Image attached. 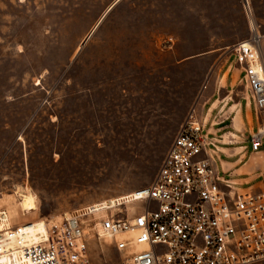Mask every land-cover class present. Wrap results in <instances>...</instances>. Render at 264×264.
Returning <instances> with one entry per match:
<instances>
[{
    "label": "rangeland",
    "instance_id": "1",
    "mask_svg": "<svg viewBox=\"0 0 264 264\" xmlns=\"http://www.w3.org/2000/svg\"><path fill=\"white\" fill-rule=\"evenodd\" d=\"M247 1L0 0V209L54 218L150 184L193 108H212L215 144L243 145L234 45L264 35V0ZM88 252L125 264L105 238Z\"/></svg>",
    "mask_w": 264,
    "mask_h": 264
},
{
    "label": "built area",
    "instance_id": "2",
    "mask_svg": "<svg viewBox=\"0 0 264 264\" xmlns=\"http://www.w3.org/2000/svg\"><path fill=\"white\" fill-rule=\"evenodd\" d=\"M263 37L234 45L259 120L248 136L255 153L264 151ZM210 134L193 108L150 184L44 217L40 230L13 223L0 231V264H92L90 236L109 240L125 264H264V167L242 187L216 167Z\"/></svg>",
    "mask_w": 264,
    "mask_h": 264
},
{
    "label": "crops",
    "instance_id": "3",
    "mask_svg": "<svg viewBox=\"0 0 264 264\" xmlns=\"http://www.w3.org/2000/svg\"><path fill=\"white\" fill-rule=\"evenodd\" d=\"M253 107L254 106L251 99L245 102L244 106L242 105V117H245L247 121L246 123H244V128L248 130V134H246L247 138L249 136V133L255 130L252 113ZM212 111V108L208 109V112L204 118L206 124L209 122ZM249 111L251 114V121L249 119ZM211 123H213V125H211ZM215 124L216 122H210V127H208L210 133H216ZM243 134L245 135V132H243ZM227 136L228 135H226V137ZM237 136L239 137V135ZM246 139H244V144L239 146H221L216 144L218 150L215 151L216 155H213L215 165L218 170L220 172H223L225 176L229 177L236 183L242 185L245 182L251 181L253 177L258 176L264 167V151L260 153L251 151V149H249L245 144ZM210 152L212 151L210 150ZM257 182L259 181H256L255 183Z\"/></svg>",
    "mask_w": 264,
    "mask_h": 264
},
{
    "label": "bare ground",
    "instance_id": "4",
    "mask_svg": "<svg viewBox=\"0 0 264 264\" xmlns=\"http://www.w3.org/2000/svg\"><path fill=\"white\" fill-rule=\"evenodd\" d=\"M260 35L264 36V35H262V33H260ZM247 45H250V43L247 42ZM258 59H259L258 68L260 70H262V72L264 73V61H263V58H262V53L259 54V58ZM24 198H26V200H30L32 197H30V193H29V194H26L24 196ZM42 220H43V218L39 219V220H33V222L36 223L35 229H39L40 230V229L43 228ZM12 225H13L12 216L9 213V211H7L6 209H0V231H3L5 229H7V228L12 227Z\"/></svg>",
    "mask_w": 264,
    "mask_h": 264
},
{
    "label": "water",
    "instance_id": "5",
    "mask_svg": "<svg viewBox=\"0 0 264 264\" xmlns=\"http://www.w3.org/2000/svg\"><path fill=\"white\" fill-rule=\"evenodd\" d=\"M246 4H248V1L247 0H244Z\"/></svg>",
    "mask_w": 264,
    "mask_h": 264
}]
</instances>
